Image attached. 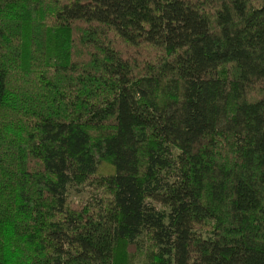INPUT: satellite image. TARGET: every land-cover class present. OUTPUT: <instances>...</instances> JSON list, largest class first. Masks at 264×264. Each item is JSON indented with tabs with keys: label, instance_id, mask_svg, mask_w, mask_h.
Returning <instances> with one entry per match:
<instances>
[{
	"label": "trees",
	"instance_id": "16d2710c",
	"mask_svg": "<svg viewBox=\"0 0 264 264\" xmlns=\"http://www.w3.org/2000/svg\"><path fill=\"white\" fill-rule=\"evenodd\" d=\"M137 258L264 264V0H0V264Z\"/></svg>",
	"mask_w": 264,
	"mask_h": 264
},
{
	"label": "rangeland",
	"instance_id": "374dc122",
	"mask_svg": "<svg viewBox=\"0 0 264 264\" xmlns=\"http://www.w3.org/2000/svg\"><path fill=\"white\" fill-rule=\"evenodd\" d=\"M90 196V192L86 189L83 190L81 193L77 194V193H73V197L74 198H78V199H84V198H88ZM135 264H141V260L140 258H137Z\"/></svg>",
	"mask_w": 264,
	"mask_h": 264
}]
</instances>
